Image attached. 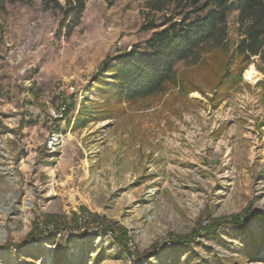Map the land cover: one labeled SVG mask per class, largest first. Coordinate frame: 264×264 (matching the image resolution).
Returning a JSON list of instances; mask_svg holds the SVG:
<instances>
[{
    "label": "rangeland",
    "instance_id": "rangeland-1",
    "mask_svg": "<svg viewBox=\"0 0 264 264\" xmlns=\"http://www.w3.org/2000/svg\"><path fill=\"white\" fill-rule=\"evenodd\" d=\"M168 1L0 0V264H264V60L236 53L238 13L162 94L97 89L191 10Z\"/></svg>",
    "mask_w": 264,
    "mask_h": 264
},
{
    "label": "trees",
    "instance_id": "trees-1",
    "mask_svg": "<svg viewBox=\"0 0 264 264\" xmlns=\"http://www.w3.org/2000/svg\"><path fill=\"white\" fill-rule=\"evenodd\" d=\"M76 4L69 13L75 18L85 10L86 0H73ZM152 3L151 8L157 12L164 10L168 0H146ZM187 2L191 8L187 14L180 15L181 20H165L159 25H150L147 29L154 31L146 41L145 47H135L132 53H123L118 63L107 60L101 67V73L107 72L115 78L108 83L102 74L98 78L97 89L105 91L111 97L123 99L129 103L148 99L162 94L166 86L174 83L177 77V65L181 62L199 60L206 50H219L227 47L228 19L238 13L239 31L242 39L236 53L249 61L252 57L264 60V0H177ZM111 5L116 0H107ZM225 227H236L245 230L248 220L242 215L213 223L208 233H214ZM40 236L31 233L29 242H36ZM66 263V261H65Z\"/></svg>",
    "mask_w": 264,
    "mask_h": 264
},
{
    "label": "bare ground",
    "instance_id": "bare-ground-1",
    "mask_svg": "<svg viewBox=\"0 0 264 264\" xmlns=\"http://www.w3.org/2000/svg\"><path fill=\"white\" fill-rule=\"evenodd\" d=\"M245 79L252 83H255L261 79V75L255 70L253 66H250L245 73Z\"/></svg>",
    "mask_w": 264,
    "mask_h": 264
}]
</instances>
